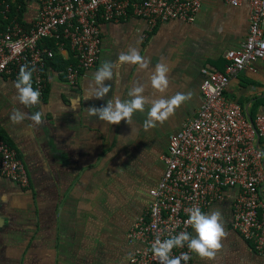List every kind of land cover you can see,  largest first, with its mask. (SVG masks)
<instances>
[{
	"label": "crops",
	"instance_id": "obj_1",
	"mask_svg": "<svg viewBox=\"0 0 264 264\" xmlns=\"http://www.w3.org/2000/svg\"><path fill=\"white\" fill-rule=\"evenodd\" d=\"M37 8L27 2L22 23L34 21ZM248 26V2L232 6L225 0H202L192 22H159L151 32L134 16L101 22L97 64L72 85L63 70L48 64L45 92L31 107L16 99V79L0 77V137L16 150L29 177V185L21 187L0 174V264H136L130 259L142 244L130 241L127 233L145 214L149 190L162 178L169 137L196 116L206 73L224 70L225 52L243 43ZM129 46L139 49L149 67L119 66V75L105 82L111 85L105 98L85 100L101 63L115 62ZM57 57L75 61L69 49ZM160 62L168 66L169 86L164 93L149 86L145 95L191 94L163 123L144 128L148 105L145 112L133 114L131 124H109L87 115L89 107L105 105L114 94L128 99L133 85H147ZM224 95L246 119L264 115V62L258 60L230 77ZM14 109L28 116L41 111L43 123L34 125L26 118L15 124L10 119ZM259 143L263 146L262 140ZM237 191L226 189L203 210L222 213L227 235L214 259L191 253V264H264V254L232 227ZM190 233L195 235L194 229Z\"/></svg>",
	"mask_w": 264,
	"mask_h": 264
},
{
	"label": "built area",
	"instance_id": "obj_2",
	"mask_svg": "<svg viewBox=\"0 0 264 264\" xmlns=\"http://www.w3.org/2000/svg\"><path fill=\"white\" fill-rule=\"evenodd\" d=\"M23 1L36 3L37 15L26 25L5 14L10 3L17 0L4 4L7 23L0 30V77L17 79L22 64L34 65L33 87L41 96L46 89V67L60 51L69 49L75 58L64 69L70 85L97 64L101 22L134 16L143 19L151 32L159 22H192L202 4V0ZM225 1L232 6L248 2V33L238 48L225 52L222 72L206 73L200 84L201 104L196 116L170 135L162 156V178L149 190L145 214L127 233L130 241L142 244L130 259L133 263L159 264L151 250L156 236L165 239L181 231L190 233L185 209L198 206L203 211L234 187L238 191L232 201V227L264 254V115L248 120L224 95L230 77L258 60L264 62V0ZM0 174L21 187L29 185L23 162L2 137ZM182 252H188L186 246L173 249L172 255Z\"/></svg>",
	"mask_w": 264,
	"mask_h": 264
},
{
	"label": "clouds",
	"instance_id": "obj_3",
	"mask_svg": "<svg viewBox=\"0 0 264 264\" xmlns=\"http://www.w3.org/2000/svg\"><path fill=\"white\" fill-rule=\"evenodd\" d=\"M124 64L138 65L140 69H147L149 62L140 54L137 47L129 46L127 51H121L115 62L104 60L99 68L93 73L90 81V94L85 96V100L91 98L103 99L109 93L111 85L106 81L113 80L119 73L116 69ZM35 66L22 64L19 69L14 87L17 90L16 99L23 105L31 107L40 103L41 93L33 87V74ZM168 66L160 62L149 73L148 84L136 83L128 91V99H122L119 95H113L105 105L100 107L91 106L88 108V116H96L98 119L109 124H118L122 120H127L131 124L132 116L135 112H145L147 117L143 126L145 129L155 127L157 122L163 123L174 113L175 108L190 99V93H176L171 97L158 96L149 99L145 95L147 87L159 93H164L169 86ZM73 107H76L74 102ZM44 113L37 111L30 116L14 109L10 115L13 123L19 124L23 120L31 119L34 125L43 123ZM187 220L185 223L194 229L195 235L188 231H181L178 234H171L168 238L161 239L157 235L151 245L154 257L159 264H182L192 257L189 253H195L201 259L212 260L217 252L222 248V240L227 232L223 223L222 213L217 209L210 213L203 212L200 207L192 206L185 209ZM187 247L188 252L173 256V249Z\"/></svg>",
	"mask_w": 264,
	"mask_h": 264
},
{
	"label": "trees",
	"instance_id": "obj_4",
	"mask_svg": "<svg viewBox=\"0 0 264 264\" xmlns=\"http://www.w3.org/2000/svg\"><path fill=\"white\" fill-rule=\"evenodd\" d=\"M9 3V0H0V30L4 28V25L7 23V20L4 19V4ZM25 10V2L23 0H17V3H10L9 12H5V14L8 16L9 19L12 17H16L18 21L22 22L23 20V12ZM70 61H65L63 59L58 58L57 56L55 59H53L51 62H49V65H52V67L60 68L61 71L65 69L66 65ZM9 143V142H8Z\"/></svg>",
	"mask_w": 264,
	"mask_h": 264
}]
</instances>
